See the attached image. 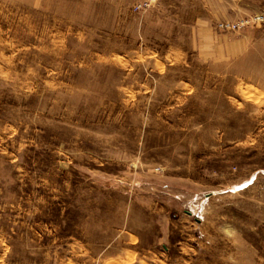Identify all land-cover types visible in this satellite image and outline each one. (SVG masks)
Listing matches in <instances>:
<instances>
[{
	"label": "rangeland",
	"instance_id": "1",
	"mask_svg": "<svg viewBox=\"0 0 264 264\" xmlns=\"http://www.w3.org/2000/svg\"><path fill=\"white\" fill-rule=\"evenodd\" d=\"M0 264H264V0H0Z\"/></svg>",
	"mask_w": 264,
	"mask_h": 264
}]
</instances>
